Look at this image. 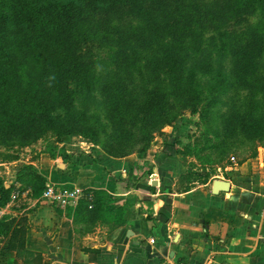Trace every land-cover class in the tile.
Segmentation results:
<instances>
[{
  "label": "trees",
  "instance_id": "16d2710c",
  "mask_svg": "<svg viewBox=\"0 0 264 264\" xmlns=\"http://www.w3.org/2000/svg\"><path fill=\"white\" fill-rule=\"evenodd\" d=\"M258 8L264 12V0H0V146L24 148L51 132V159L73 135L115 159L143 155L183 112L197 117L193 127L199 128L221 105L227 108L222 129L213 143L205 128L206 148L220 150V157L242 137L261 146L241 161L255 157L264 149V35L247 22ZM113 21L121 27L113 29ZM98 29L112 35L115 47V72L100 80L84 48ZM204 34L216 37L206 42ZM193 47L196 56H190ZM75 81L83 111L73 110ZM241 90L249 99L244 111L236 108ZM101 118L107 133L93 122ZM15 182L37 195L45 180L23 166ZM12 191L0 180V208ZM103 196L94 193V208ZM11 228L1 221L0 236ZM23 238L24 232H12L9 247L22 250Z\"/></svg>",
  "mask_w": 264,
  "mask_h": 264
},
{
  "label": "crops",
  "instance_id": "0c3cea01",
  "mask_svg": "<svg viewBox=\"0 0 264 264\" xmlns=\"http://www.w3.org/2000/svg\"><path fill=\"white\" fill-rule=\"evenodd\" d=\"M169 133L143 155L115 159L72 137L55 159L41 152L11 162L32 166L45 182L34 195L1 178L13 191L0 208V222L12 227L0 236V264H264V149L207 182H187L189 162ZM215 180L229 191L213 195ZM46 185L92 195V208L84 198L66 208L46 202ZM95 192L104 196L94 208ZM15 231L24 232L22 250L9 247Z\"/></svg>",
  "mask_w": 264,
  "mask_h": 264
},
{
  "label": "rangeland",
  "instance_id": "374dc122",
  "mask_svg": "<svg viewBox=\"0 0 264 264\" xmlns=\"http://www.w3.org/2000/svg\"><path fill=\"white\" fill-rule=\"evenodd\" d=\"M121 25L122 24L117 21H113L111 24L113 29L119 28L121 27ZM244 25L233 30H240ZM247 26L249 28H258L259 31H261L260 34L264 35V12L262 11V9L258 8L255 13L248 18ZM98 31L99 33L96 38H89L84 43L85 51L88 53L90 61L93 65L92 73L97 78L96 80H100L104 77H109L115 72L114 65L112 63V58L115 54V47L112 43V35L107 34L103 29H98ZM212 36L216 37V35L214 34H204L203 40L208 42V39ZM205 49L209 50V47L206 46ZM194 50V47L190 48V56H196L194 54ZM214 53L215 49L212 50V54ZM26 70V68H22L20 71L24 84L27 83ZM79 87H81V83L79 81H75L70 84L69 90L70 92H72L73 110L83 111L82 106L84 98L80 93ZM238 93L239 102L236 104V108L240 111H244V107H246L249 101V99L246 98L247 91L241 90ZM91 97L98 98V95L92 92ZM225 102L226 100L223 101V103ZM226 112L227 108L221 105L212 108L208 120L206 121V126L201 125L199 128H195L193 126L196 125V122L199 123L197 117L195 118L191 116V113L189 111H185L181 114V116H179V118L171 127H167L164 129H168L170 132L169 134H173V137H175L173 146L175 145L177 147V153L183 158H186L189 162L188 167L191 172L185 175V181L207 182L212 177L218 174L219 168L229 165L231 163V158H234L236 162H240L241 160L250 156L251 151L254 149V146H261V143L259 145L253 142L252 144V142L244 140V138L240 137L239 139L241 141H239L236 146H232V148L229 151L225 152L223 156L218 157L220 150L217 151L213 148L207 149V145L203 141L202 134L204 132L206 133V129H209L210 132L207 133V138L213 143H216L217 139L215 138L214 132L222 129L220 116H226ZM55 116L59 118L63 117V113L56 112ZM93 122H95L96 124L100 123V125L104 127L106 126L103 131L106 133L109 132V127L106 125V122L102 118L96 121L93 120ZM164 130L161 133L157 134L154 140L157 137L162 136ZM72 137L80 136L73 135L69 138ZM55 144L56 137H54L53 134L49 132L36 143L24 148H18L17 146H0V180L3 181L5 179L6 182L8 180L10 182H15L16 174L24 165L22 167L21 165H10L11 162L22 160L24 163H27L28 161L36 158L39 153H46L47 151H49L50 146H55ZM7 168L9 169L10 173H7Z\"/></svg>",
  "mask_w": 264,
  "mask_h": 264
},
{
  "label": "built area",
  "instance_id": "2783aa9c",
  "mask_svg": "<svg viewBox=\"0 0 264 264\" xmlns=\"http://www.w3.org/2000/svg\"><path fill=\"white\" fill-rule=\"evenodd\" d=\"M231 163H236L234 158H231ZM86 199L89 203V208H92L93 196H84L80 190H59L52 185H46L42 194V199L46 202L57 205L58 207L66 208L73 203L74 206L77 205L80 199ZM153 243V241H151Z\"/></svg>",
  "mask_w": 264,
  "mask_h": 264
},
{
  "label": "water",
  "instance_id": "95a60500",
  "mask_svg": "<svg viewBox=\"0 0 264 264\" xmlns=\"http://www.w3.org/2000/svg\"><path fill=\"white\" fill-rule=\"evenodd\" d=\"M229 191V184L224 181L215 180L212 185V194L217 195L219 192L227 193Z\"/></svg>",
  "mask_w": 264,
  "mask_h": 264
}]
</instances>
